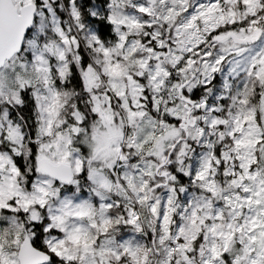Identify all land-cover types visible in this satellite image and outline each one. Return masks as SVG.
<instances>
[{
    "label": "rangeland",
    "instance_id": "rangeland-1",
    "mask_svg": "<svg viewBox=\"0 0 264 264\" xmlns=\"http://www.w3.org/2000/svg\"><path fill=\"white\" fill-rule=\"evenodd\" d=\"M37 1L22 51L0 68V264H19L30 219L58 264H264L260 0H108L107 41L79 0ZM234 24L255 41H214ZM73 65L96 115L89 127L93 115L68 102ZM198 85L205 94L191 105L181 91ZM26 88L32 133L14 114ZM221 97L231 102L220 120ZM42 157L71 166L68 188L39 170ZM171 171L187 181L177 186Z\"/></svg>",
    "mask_w": 264,
    "mask_h": 264
},
{
    "label": "trees",
    "instance_id": "trees-1",
    "mask_svg": "<svg viewBox=\"0 0 264 264\" xmlns=\"http://www.w3.org/2000/svg\"><path fill=\"white\" fill-rule=\"evenodd\" d=\"M108 0H79L80 3V11H81V16H82V20L85 21L86 26H91L95 29V32L97 33V36L100 40L102 41H107V40H112L114 39V32H113V28H112V24L109 22L108 18H107V14H106V3ZM35 4L37 5L38 8V1L35 0ZM90 10H94L95 14L92 16L90 14ZM58 11V16L63 19L65 16V13L63 12V10L60 8L57 9ZM256 15L262 17V20L260 21V25H264V0H260L258 6H257V10H256ZM36 17V16H35ZM35 17H34V21H35ZM240 26H238L237 24H234L232 26H225V28H222L221 30L227 31V30H231L232 33L234 35L237 36V34L239 33ZM230 31V32H231ZM228 32V31H227ZM30 35V32L27 34V36ZM147 37H143V40L146 39ZM227 41H231V43H235V44H242V43H237L234 42L231 39H228ZM253 40H249L247 43H252ZM246 44V43H244ZM22 51V50H21ZM20 51V52H21ZM19 52V53H20ZM17 53V54H19ZM81 55V59H80V64L81 66H84L85 64H87L89 62V58L88 56L85 54L84 51H80ZM15 54V55H17ZM215 81V80H214ZM213 81V82H214ZM66 88L68 90V94H69V99L68 102L70 103V107L71 109H74L75 107L77 109H83L85 111V116L84 119L86 118H91V115H93L92 117V121L88 122V127L90 122H93L94 120V114L91 113L90 115V101H91V96H84L83 92H82V81L80 78V73L79 70L77 68V66L73 65L70 70H69V77H68V82L65 84ZM146 90H144L145 93ZM181 93H183L185 96L191 98L189 101L191 102H197L199 101L205 94L204 92V87L202 85H198L194 88H192V90L186 94V90L182 89ZM83 95V96H82ZM79 96H82L80 98H78ZM259 97V90H256L253 92L252 95V101L253 103L257 104V100ZM21 104H18L16 107L17 109L15 110L14 114L21 117L22 122L24 123V125L29 128V131L32 133L33 132V127H34V118H35V114H34V107H35V101L33 99V96L30 94L29 90L26 88L24 90L21 91ZM74 104H71L72 101H74ZM230 102H231V98L230 97H221L218 100L219 103V109L218 111H215V114L217 116L220 117L221 119H227V114L229 111V106H230ZM70 109V108H69ZM68 109H66V111L64 112V116L65 118L70 121L71 116L68 113ZM149 111H151L149 109ZM84 119L83 121L80 123L81 125V129H83L84 127ZM219 126V127H218ZM217 127L225 132L224 133V137L222 138L221 141V145H223V143L230 144L232 142V140L228 137V135L226 134V130L224 129V125L222 123H220ZM80 129V130H81ZM79 130V131H80ZM78 131V132H79ZM78 134V133H77ZM76 134V135H77ZM185 134V133H184ZM75 135V136H76ZM185 136V135H184ZM31 146V150H34V144L30 143ZM218 150V147L216 148V151ZM13 159L15 161V163L17 164V166L19 167V170L22 171L23 170V166H22V159L21 157H17L16 155L13 156ZM167 168H169V164L165 165ZM164 166V167H165ZM172 174H174L175 178H176V184L177 186L179 184H182L184 182H186L187 180L184 181V176L182 174H180L178 171H171ZM53 184L54 185H60L62 188L65 187H69V185H64V184H60L57 181L53 180ZM28 227L30 228V231L32 232L33 236H32V240L31 243L33 244L34 247L38 248V249H42L47 251L46 249H44L42 247V244L40 242V237L39 235L40 233V227L39 224H37L36 222H34L33 220L30 219L29 222L26 223ZM202 240V239H201ZM47 264H58V260H56L53 255L50 254V261Z\"/></svg>",
    "mask_w": 264,
    "mask_h": 264
},
{
    "label": "water",
    "instance_id": "water-1",
    "mask_svg": "<svg viewBox=\"0 0 264 264\" xmlns=\"http://www.w3.org/2000/svg\"><path fill=\"white\" fill-rule=\"evenodd\" d=\"M147 1L152 6L154 0ZM36 12L37 5L33 2L16 8L12 0H0V68L7 60L22 50L24 38L32 28ZM259 31L260 29L256 30L255 39L258 37ZM228 39L237 43H247L250 38L239 39L230 32L222 37L214 38V41L222 42ZM253 41L255 40L253 39ZM192 103L191 101L190 104L192 105ZM38 167L46 176L60 184H70L74 179L72 168L67 163H53L42 157L38 161ZM17 261L19 264H47L50 261V254L34 247L31 241L25 237L18 247Z\"/></svg>",
    "mask_w": 264,
    "mask_h": 264
}]
</instances>
